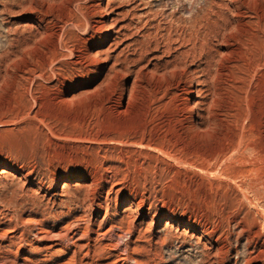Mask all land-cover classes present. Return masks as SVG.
Instances as JSON below:
<instances>
[{"label":"rangeland","instance_id":"374dc122","mask_svg":"<svg viewBox=\"0 0 264 264\" xmlns=\"http://www.w3.org/2000/svg\"><path fill=\"white\" fill-rule=\"evenodd\" d=\"M102 1L105 13L101 0H0V264H264L263 129L228 105L183 110L181 89L151 76L73 65L113 7L197 0ZM44 28L63 38L45 70ZM26 64L43 76L21 78ZM246 143L256 151H227Z\"/></svg>","mask_w":264,"mask_h":264},{"label":"bare ground","instance_id":"6f19581e","mask_svg":"<svg viewBox=\"0 0 264 264\" xmlns=\"http://www.w3.org/2000/svg\"><path fill=\"white\" fill-rule=\"evenodd\" d=\"M109 4L101 0L97 6L103 13ZM112 13L92 23L95 32L80 40L83 51L80 46L72 51L76 55L84 52L88 60L85 64L76 61L73 64L83 77L103 76L106 81L118 74L135 78L142 74L151 76L166 89L167 95L171 89H181L183 110L194 109L201 103L206 106L204 111L211 106L228 105L242 129H249L251 134L264 131V73L261 74L264 0H197L189 8L182 3L172 7L169 13L154 10L150 5L139 8L134 3L127 9L113 7ZM37 35L41 38L49 35L45 38L47 42L39 41L46 47L40 61L44 68L61 55L59 45L63 38L57 31L46 28ZM43 68L26 64L21 78L28 79L23 76L25 73L42 77ZM131 89L124 87V96ZM76 90L73 87L62 92L59 98L64 99ZM244 147L255 150L258 146L232 145L227 151H242ZM29 191L23 185L20 187L16 206L28 204Z\"/></svg>","mask_w":264,"mask_h":264}]
</instances>
